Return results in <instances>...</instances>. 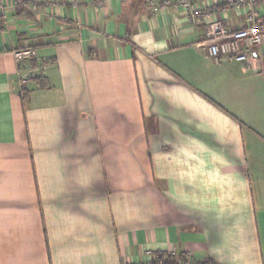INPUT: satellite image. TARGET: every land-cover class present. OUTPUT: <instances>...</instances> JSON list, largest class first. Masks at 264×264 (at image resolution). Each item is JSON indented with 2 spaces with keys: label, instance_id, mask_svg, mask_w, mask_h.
Wrapping results in <instances>:
<instances>
[{
  "label": "crops",
  "instance_id": "1",
  "mask_svg": "<svg viewBox=\"0 0 264 264\" xmlns=\"http://www.w3.org/2000/svg\"><path fill=\"white\" fill-rule=\"evenodd\" d=\"M101 1L0 9V264H264V57L215 63L178 8Z\"/></svg>",
  "mask_w": 264,
  "mask_h": 264
},
{
  "label": "built area",
  "instance_id": "2",
  "mask_svg": "<svg viewBox=\"0 0 264 264\" xmlns=\"http://www.w3.org/2000/svg\"><path fill=\"white\" fill-rule=\"evenodd\" d=\"M5 1L0 0V9ZM8 1L17 6L26 5V0ZM225 4H209L196 0H147V8L153 13L175 7L185 14L188 21L202 24L205 36L200 44L215 63H218L222 56H227L230 61L258 69L264 57V22L260 23L259 20L264 0H227ZM88 5L99 9L102 7V1L88 0ZM226 10H232L236 16L244 17L243 24L233 28L227 22L226 16L216 15L217 11L221 13ZM34 54L30 47L13 50L16 63L32 58ZM150 259L145 264H148Z\"/></svg>",
  "mask_w": 264,
  "mask_h": 264
},
{
  "label": "trees",
  "instance_id": "3",
  "mask_svg": "<svg viewBox=\"0 0 264 264\" xmlns=\"http://www.w3.org/2000/svg\"><path fill=\"white\" fill-rule=\"evenodd\" d=\"M186 264V258L184 255L176 256L173 254H168L166 252L154 253L148 264ZM196 264H217L212 259L203 260L202 262H197Z\"/></svg>",
  "mask_w": 264,
  "mask_h": 264
},
{
  "label": "rangeland",
  "instance_id": "4",
  "mask_svg": "<svg viewBox=\"0 0 264 264\" xmlns=\"http://www.w3.org/2000/svg\"><path fill=\"white\" fill-rule=\"evenodd\" d=\"M225 2H227V0H224V1H221L220 3H221V5H226L225 4ZM219 3V4H220ZM222 8H223V6H222ZM186 262H187V264H196V262L195 261H193V260H188V259H186ZM139 264H145L144 262L143 263H139ZM180 264H182L181 262H180Z\"/></svg>",
  "mask_w": 264,
  "mask_h": 264
}]
</instances>
